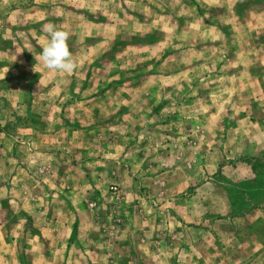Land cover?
Instances as JSON below:
<instances>
[{"label": "rangeland", "instance_id": "374dc122", "mask_svg": "<svg viewBox=\"0 0 264 264\" xmlns=\"http://www.w3.org/2000/svg\"><path fill=\"white\" fill-rule=\"evenodd\" d=\"M48 22L70 33L79 67L38 84ZM0 52V141L25 121L13 104L41 90L52 103L58 80L94 110H120L86 117L97 151L138 140L142 152L155 149L150 187L131 186L151 206L149 224L135 219L147 225L139 239L157 243L136 247V263L264 264V0H0ZM105 185L100 202L81 204L112 226L121 191Z\"/></svg>", "mask_w": 264, "mask_h": 264}, {"label": "crops", "instance_id": "0c3cea01", "mask_svg": "<svg viewBox=\"0 0 264 264\" xmlns=\"http://www.w3.org/2000/svg\"><path fill=\"white\" fill-rule=\"evenodd\" d=\"M37 64L34 65L40 73L42 63L37 61ZM4 67L5 64H0V70ZM42 70L38 84L49 73L43 65ZM53 84L63 89L52 103L46 91L41 90L26 95L19 107L13 104L17 110L14 116L25 121L11 127L10 134L0 141V199L6 201L0 215L6 238H2L0 230V251L10 250L5 264H140L135 261L140 258L139 246L157 243L153 236L149 241L139 239L147 225L138 227L135 219L142 215L145 224H149L150 217L146 216L151 206L133 194L131 186L136 182L149 188L160 159L154 148L142 152L139 140L128 147L116 145L114 150H109L102 146L97 151L95 127L89 125L91 121L86 117L99 116L102 111L108 117L120 110L117 107L111 111L110 103L104 109L98 104L94 110L87 100L81 101L71 92L70 83L62 85L57 80ZM47 86L52 87V83L49 81ZM106 100L101 98L96 102ZM23 101L31 103L30 110ZM39 116L46 131H41L38 125ZM47 118L52 121L46 122ZM105 182L118 185L121 191L119 218L112 226L105 223L99 207L94 209L95 214H89L81 204L86 200L100 202L105 195ZM147 196L154 203L153 196L149 193ZM168 208L165 216L173 221V207ZM2 257L0 262L4 261Z\"/></svg>", "mask_w": 264, "mask_h": 264}, {"label": "clouds", "instance_id": "9594fccd", "mask_svg": "<svg viewBox=\"0 0 264 264\" xmlns=\"http://www.w3.org/2000/svg\"><path fill=\"white\" fill-rule=\"evenodd\" d=\"M42 31L46 34V43L41 54L35 57V60H39L49 71L64 74L74 73L79 65L68 45L70 33L67 30L59 29L51 22L44 23ZM20 53L22 51L16 49V54Z\"/></svg>", "mask_w": 264, "mask_h": 264}, {"label": "built area", "instance_id": "2783aa9c", "mask_svg": "<svg viewBox=\"0 0 264 264\" xmlns=\"http://www.w3.org/2000/svg\"><path fill=\"white\" fill-rule=\"evenodd\" d=\"M109 190H110L113 194H115V192H116V189H115L114 187H109Z\"/></svg>", "mask_w": 264, "mask_h": 264}]
</instances>
